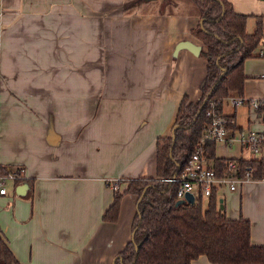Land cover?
<instances>
[{"label": "crops", "instance_id": "1", "mask_svg": "<svg viewBox=\"0 0 264 264\" xmlns=\"http://www.w3.org/2000/svg\"><path fill=\"white\" fill-rule=\"evenodd\" d=\"M230 1L264 14L254 0ZM149 11L123 0H0V162L19 172L0 194V234L21 264H115L132 239L140 196L124 193L108 219L115 189L156 176L157 139L171 135L185 95L200 99L207 72L201 52L174 55L183 39L205 48L193 31L201 17ZM259 45L245 60L243 95L263 103L222 106L234 139L216 143L217 156L264 158L245 141L251 130L264 134ZM219 195L227 216L250 219L251 241L264 245V178ZM193 264L229 263L201 254Z\"/></svg>", "mask_w": 264, "mask_h": 264}, {"label": "trees", "instance_id": "2", "mask_svg": "<svg viewBox=\"0 0 264 264\" xmlns=\"http://www.w3.org/2000/svg\"><path fill=\"white\" fill-rule=\"evenodd\" d=\"M192 1L196 7L192 12L203 19L193 29L205 45L201 53L207 57V72L200 84L202 94L198 101L190 100L187 95L181 100L174 122V125L178 124L174 128V144L172 135L158 137L156 176L132 178L123 192L115 189L114 201L105 213V217L112 220L119 215L124 193L142 195L135 217L134 236L115 264H193V259L201 254L219 263L264 264V245L251 241L250 219L227 216L224 206L221 207L222 197L216 190L207 198L198 196L194 202L177 204L178 184L162 180L190 159L211 120L206 113L209 101L243 94L247 77L245 60L258 54L256 49L264 34L263 15H255L256 28L249 32L247 20L250 14L237 11L230 0ZM223 68L226 71L219 79ZM214 84L211 95L204 101ZM203 148L205 155L213 159L217 172L226 173L229 158L216 155V142L206 140ZM234 159L238 161L234 174L242 175L251 169L254 178H264V158ZM9 169L0 162V175ZM0 264H21L1 234Z\"/></svg>", "mask_w": 264, "mask_h": 264}, {"label": "built area", "instance_id": "3", "mask_svg": "<svg viewBox=\"0 0 264 264\" xmlns=\"http://www.w3.org/2000/svg\"><path fill=\"white\" fill-rule=\"evenodd\" d=\"M263 42L264 34L261 38V43ZM261 54H263V50H261ZM259 75L264 77V71ZM225 103L233 106L248 104L255 109H259L263 103V99L259 97H248L243 94H231L223 99H212L209 101L206 113L211 117V120L203 136L197 143L195 150L192 152L190 159L174 174L162 178L163 181L178 184L176 191L178 199L184 198L187 192H192L195 200L198 196L207 198L214 190L220 194L221 189L225 187L234 190L238 188L240 183L256 179L252 176L251 169L245 170L242 175L234 174L238 167V161L234 158L228 159L226 173L219 174L214 164L211 163L210 158L204 153L203 142L206 140L225 143L234 139V135L229 133L231 119L222 110V106ZM245 141L254 152H258L264 148V134L255 130H251L247 134ZM17 177H19L18 170H9L1 174L0 194L7 192V180Z\"/></svg>", "mask_w": 264, "mask_h": 264}, {"label": "rangeland", "instance_id": "4", "mask_svg": "<svg viewBox=\"0 0 264 264\" xmlns=\"http://www.w3.org/2000/svg\"><path fill=\"white\" fill-rule=\"evenodd\" d=\"M123 1L125 2V5H127L130 10H136V11H141V12L142 11L153 12V11H149V10H155V9H159V8L160 9L163 8L165 11L178 10L181 12H186V11L190 12V11H194V9H196L195 4L192 0H153V1L152 0H148V1H145V0H123ZM254 7L260 8V10L264 11V0H254ZM251 12H254V11H251ZM262 15L264 16V14H262ZM256 22H257V18L255 17L254 14L251 13L250 16L248 17V20H247V29L251 30L253 27H255ZM263 24H264V22H263ZM263 28H264V25H263ZM258 47H257V49H259ZM254 68L255 67H249L248 70L251 69V71H253ZM260 77L264 79V77H262V76H260ZM250 83H253V81H251ZM259 86L262 88V91L264 92V80L260 81ZM245 91H246V93H249V94L251 92L247 86L245 87ZM239 109L243 110L242 108H239ZM238 117L243 118L244 113L242 111H238ZM205 202H206V200L204 199V203Z\"/></svg>", "mask_w": 264, "mask_h": 264}, {"label": "water", "instance_id": "5", "mask_svg": "<svg viewBox=\"0 0 264 264\" xmlns=\"http://www.w3.org/2000/svg\"><path fill=\"white\" fill-rule=\"evenodd\" d=\"M202 21H203V19L200 20L201 23H202ZM182 48H188V49H190L191 51H193V52L196 53V54H199V53L203 50V48H202V44H200V43H196V42H194V41H192V40H189V39H183V40H180V41L176 44L175 49H174V55H177L178 51H179L180 49H182ZM225 71H226V68H223V71L221 72L219 79L224 75ZM214 86H215V84L211 87V89H210V90L208 91V93L206 94V96H205V98H204V101H206V100L208 99V97L211 95V92H212ZM202 106H203V105H201V106L199 107L198 112H200V110L202 109ZM194 118H196V116H195ZM176 126H178V124L174 125V127H173V129H172V133H171V135L173 136V144H174V140H175L174 128H175ZM173 144H172V145H173ZM141 197H142V195L140 196L139 200L141 199ZM184 201H191V202H194V201H195V196H194V194H193L192 192H187V193H186V196H185L184 198H179V199H177L176 202H177V204H179V203H182V202H184ZM221 202H222V203H221V207H223V199H221ZM136 227H137V226H136ZM136 227H135L134 230H133V236H134V232H135ZM132 238H133V237H132ZM136 251L138 252V247L136 248ZM136 254H137V253H136ZM136 256H137V255H135V259H136Z\"/></svg>", "mask_w": 264, "mask_h": 264}]
</instances>
